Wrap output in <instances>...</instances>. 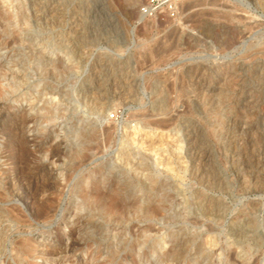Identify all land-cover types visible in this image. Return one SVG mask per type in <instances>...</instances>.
I'll list each match as a JSON object with an SVG mask.
<instances>
[{
    "label": "rangeland",
    "instance_id": "374dc122",
    "mask_svg": "<svg viewBox=\"0 0 264 264\" xmlns=\"http://www.w3.org/2000/svg\"><path fill=\"white\" fill-rule=\"evenodd\" d=\"M151 1L0 0V264H264V0Z\"/></svg>",
    "mask_w": 264,
    "mask_h": 264
},
{
    "label": "bare ground",
    "instance_id": "6f19581e",
    "mask_svg": "<svg viewBox=\"0 0 264 264\" xmlns=\"http://www.w3.org/2000/svg\"><path fill=\"white\" fill-rule=\"evenodd\" d=\"M173 1V3L171 4V9L172 10H180V12L182 13V12H186V11H188V10H191V9H193L195 6H198V5H217V3H218V0H214V1H212L211 3L209 2V3H206L205 1H199V0H191L189 3H185V2H183L181 5L179 4V2H178V0H170V2H172ZM223 7V6H222ZM225 8V7H224ZM195 9V8H194ZM206 9V8H205ZM232 9V8H231ZM226 10V9H225ZM207 11V10H206ZM221 12V11H220ZM180 13V14H181ZM206 13V12H205ZM198 14V13H197ZM210 14V13H209ZM206 15V14H205ZM211 15V14H210ZM227 15H228V17L229 18H231L232 17V15L230 14V13H227ZM191 16V15H190ZM196 16V15H195ZM204 16V15H203ZM161 18L160 19H162V20H160V23H165L166 22V17L165 16H160ZM164 18V19H163ZM191 19H193V18H191ZM202 20H204V19H202ZM190 21H192V20H190ZM225 21V20H224ZM181 22V21H180ZM202 22V21H201ZM226 22V21H225ZM229 22V21H228ZM198 23V22H197ZM205 23H207V21L206 20H204L203 22H202V24H205ZM208 26V25H207ZM181 27V26H180ZM228 27V26H227ZM208 28V27H207ZM183 29V28H182ZM175 30V29H174ZM210 30V29H209ZM208 30V31H209ZM179 31V30H178ZM211 31V30H210ZM209 31V32H210ZM172 34V33H171ZM174 35H176L177 36V30H175L174 31V33H173ZM208 34V33H207ZM230 34V33H229ZM171 37V36H170ZM206 37V36H205ZM173 46V45H172ZM153 51V50H152ZM155 51V50H154ZM156 52V51H155ZM161 53V52H160ZM156 54V53H155ZM15 87V86H14ZM201 88V87H200ZM200 88H198V89H200ZM207 92V91H206ZM4 93H5V91L4 90H2V88L0 87V98H2L3 97V95H4ZM96 95V94H95ZM118 95V94H117ZM101 98V97H100ZM120 99H122V98H120ZM118 100V99H117ZM212 101V100H211ZM123 102V101H122ZM208 104V103H207ZM209 106V105H208ZM109 107V106H108ZM26 114V113H25ZM20 115H21V113H20ZM23 115V114H22ZM19 118V117H18ZM20 119H21V121L23 122V123H26L27 122V117L25 118V116L23 115L22 117H20ZM173 120V119H172ZM162 121V120H161ZM170 121H171V119H170ZM169 123V122H168ZM167 123H166V121L165 122H159V123H155V125L156 126H160V127H166L167 125H166ZM26 125V124H25ZM24 126V125H23ZM110 126V125H109ZM171 126H172V124H171ZM141 128V127H140ZM106 129V128H105ZM135 129H137V128H135ZM24 131V130H23ZM22 131V132H23ZM97 130L95 129V130H93V131H89V133H88V136H89V138L90 139H95V138H97L98 136V134H97V132H96ZM103 131V130H102ZM106 131V130H105ZM104 131V134H106V137H107V139L108 140H111L112 138H113V136H114V133H115V126H111L110 128H108L107 129V131L105 132ZM143 132V131H142ZM164 132H165V130H164ZM159 133V132H158ZM147 135H149V134H151L150 132H147L146 133ZM160 134V133H159ZM16 135H22V133L21 132H16V133H14L13 135H11V137H13V136H16ZM143 135V134H142ZM105 136V135H104ZM133 136V135H132ZM25 137V136H24ZM106 137H105V140H106ZM141 137H143V136H141ZM171 137H173V136H171ZM140 138V137H139ZM93 139V140H94ZM131 139V138H130ZM132 139H134V138H132ZM131 139V140H132ZM153 139V140H152ZM151 139V142L154 144V143H156L155 141H156V139L155 138H152ZM158 140V139H157ZM193 140V139H192ZM198 140V139H197ZM159 141V140H158ZM158 141H157V143H158ZM168 141V140H167ZM166 141V142H167ZM146 142V141H145ZM164 142V141H163ZM169 142V141H168ZM200 142V141H199ZM162 144V143H161ZM192 144V143H191ZM92 145V144H91ZM151 145V144H150ZM156 145V144H155ZM88 147H91V146H88ZM163 147V146H162ZM190 147V146H189ZM191 147H192V145H191ZM196 147V146H195ZM195 147H192V148H189V153H191V155H192V161H193V163H198V164H207V163H210V160H211V153H209L206 149L204 150V149H201V147L199 148V146H198V148H195ZM152 148V147H151ZM165 148V147H164ZM88 149V148H87ZM91 149V148H90ZM163 149V148H162ZM253 149V148H252ZM146 150V149H145ZM149 150V149H148ZM20 151V150H19ZM87 151V150H86ZM163 151H165V150H163ZM54 152V151H53ZM80 152V151H79ZM85 152V151H84ZM83 152V153H84ZM159 152L161 153V150L159 149ZM81 153V152H80ZM86 153V152H85ZM126 153V152H125ZM53 154H55V153H53ZM161 155V154H160ZM54 156V155H53ZM87 157H88V155H87V153L86 154H84V156H83V159H87ZM191 158V157H190ZM21 160V159H20ZM128 160V159H127ZM253 160V159H252ZM87 161V160H86ZM126 162V161H125ZM84 164V163H83ZM46 165V164H45ZM203 170V169H202ZM204 174V171H200V173H199V176L201 175H203ZM90 180V179H89ZM219 180V179H218ZM220 181H221V179H220ZM90 184V183H89ZM44 185V184H43ZM125 190H127V187L125 188V189H120V188H116V190H114V196H115V198L116 199H118V201L119 200H121V196H122V193L125 191ZM103 195V194H102ZM24 197V196H23ZM25 198V197H24ZM107 202V201H106ZM109 204V203H108ZM113 206V205H112ZM157 208H159V209H161L162 208V206L161 205H158L155 209H157ZM35 209H37V208H35L34 207V210ZM39 209V208H38ZM46 210V209H45ZM47 217V216H46ZM88 217V216H87ZM45 219V218H44ZM87 219V218H86ZM79 223V222H78ZM74 237V236H73ZM30 243V242H29ZM72 243V242H71ZM63 248V247H62ZM61 249V248H60ZM70 250V249H69ZM69 250H68V252H69ZM72 250V249H71ZM75 250V249H74ZM57 249H52L48 254H50V255H56L57 254ZM47 253V252H46ZM44 254H45V252H44ZM47 254V255H48ZM173 255V252H171V253H169V256H172ZM43 256V255H42ZM115 256V254L113 255L112 254V258ZM232 256V255H231ZM43 259V258H42ZM50 259V258H49ZM122 262H124V261H122Z\"/></svg>",
    "mask_w": 264,
    "mask_h": 264
},
{
    "label": "built area",
    "instance_id": "2783aa9c",
    "mask_svg": "<svg viewBox=\"0 0 264 264\" xmlns=\"http://www.w3.org/2000/svg\"><path fill=\"white\" fill-rule=\"evenodd\" d=\"M170 2V0H167L166 3ZM165 5V2L162 0H152L149 4H147L146 7L142 9V15L143 16H152L153 14L158 13V10ZM172 11V9H171ZM174 11V10H173ZM172 11V12H173Z\"/></svg>",
    "mask_w": 264,
    "mask_h": 264
}]
</instances>
